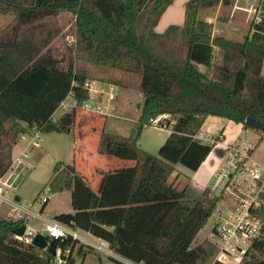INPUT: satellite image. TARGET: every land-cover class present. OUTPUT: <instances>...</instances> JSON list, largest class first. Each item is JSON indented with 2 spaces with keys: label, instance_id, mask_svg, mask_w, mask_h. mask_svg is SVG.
I'll return each instance as SVG.
<instances>
[{
  "label": "trees",
  "instance_id": "1",
  "mask_svg": "<svg viewBox=\"0 0 264 264\" xmlns=\"http://www.w3.org/2000/svg\"><path fill=\"white\" fill-rule=\"evenodd\" d=\"M171 1L32 0L26 5L0 0L1 9L14 11L0 31V175L11 163L18 134L28 126L43 132L71 130L77 111L89 98L86 80L138 90L143 100L131 132L101 130L96 143L98 154L134 162L121 209L109 206L73 164L62 160L53 163L40 191L69 189L74 226L105 240L110 249L135 263L197 264L213 256L210 264H226L215 259L216 246L207 239L192 244L221 198L207 188L196 195L187 185L168 183V178L176 163L197 169L220 139L222 129L211 141L195 138L208 115L243 126L251 116L264 127V0L258 2L260 20L250 19L241 40L212 35L211 23L197 17L200 9L229 0H187V47L180 71L127 34L141 11H147L149 27ZM65 13L75 16V40L59 51L52 43L67 24ZM213 46L221 49V61L206 75L192 62L210 64ZM67 96L75 106L52 119ZM165 114L171 119L160 123L169 134L153 154L140 147V134L151 118ZM250 129L264 138V132ZM258 201L249 211L263 222L262 233L251 241L240 264H264V190ZM25 221L24 216H0V264L73 263L75 237L54 239L63 259L57 263L52 250L15 236L14 230Z\"/></svg>",
  "mask_w": 264,
  "mask_h": 264
},
{
  "label": "crops",
  "instance_id": "2",
  "mask_svg": "<svg viewBox=\"0 0 264 264\" xmlns=\"http://www.w3.org/2000/svg\"><path fill=\"white\" fill-rule=\"evenodd\" d=\"M14 2H20L21 0H11ZM187 0H172L163 11L160 13L155 23L148 27V33L153 39L157 41L158 45L162 46L164 43H173L177 45L180 40L181 33H184L183 26L185 23V5ZM230 3L223 4L218 2L213 7L202 8L198 11L197 17L205 20L212 25V35H222L226 38L231 39L229 36L230 31L234 29L229 22L232 19H240L242 20L243 16L246 19L247 26L245 31L242 33L246 34L249 30V21L252 18V13L247 12L243 9H239L233 7L234 0H229ZM259 0H241L237 3V5L247 8L249 5L256 6L259 3ZM26 5H30L32 0L28 3L20 2ZM1 10V7H0ZM11 10V9H10ZM70 14V13H69ZM199 15V16H198ZM73 18L70 22L74 21L75 16L72 15ZM69 22V23H70ZM224 26L222 27L221 25ZM68 25V23H67ZM226 26V27H225ZM243 35H241L243 37ZM74 36V34H73ZM75 40V36H74ZM73 40V42H74ZM233 40V39H232ZM70 44V42H67ZM176 50H173L172 53L167 55V58H172L175 54ZM221 61V49L217 46H213L212 48V58L211 62L208 65H205V68H202L200 63L192 62V64L201 72H204L206 75H210L212 71V67L214 64H218ZM262 72H264V63L262 65ZM93 83V87L97 89L96 92L90 93L88 98V102L92 107H99L100 111L93 109L82 108L79 109L76 113L75 121L73 127L69 131L71 137H67L66 144L69 146L70 153L68 156L61 157L56 151V148L52 147V142L48 140L47 136L41 137L42 131L39 133L38 140L34 145H28L27 142L17 140L16 143L12 146L11 153L12 157L16 156L20 152L25 151L26 156H22V165L18 166L16 171L18 172V182L14 183V188L12 189L14 200L25 208L28 213L25 216V228L32 229L36 232L43 233L47 235L44 231L45 224L50 221H56L61 224L68 231L75 232L77 234V242L74 245L71 251V257L73 258L72 264L74 263L73 251L77 249L78 252H82V258H84L86 251H96L99 253H103L105 255H111L118 253L114 252L110 249L107 242L99 237L92 235L91 233L84 231L80 228H77L73 224V214L74 207L72 205V193L69 189H64L59 192L48 194V199L44 202V204L36 210L33 211L29 208L27 202L23 204V194L21 192L22 188L25 187V178L27 175H32V170L37 167L40 163H42V157L44 156V146L49 149L48 157L50 158V169L54 163V160H62L66 163H71L74 166L75 171L78 174L84 176L88 184L98 193L100 194L106 203L113 207L116 210H120L124 204L125 195L129 186L130 177L133 169L134 162L128 159H117L115 160L110 155H101L96 152V143L101 130H106L109 132L117 133V134H125L121 131H115L114 129H106V119L108 117L112 118H126L125 112L127 109V102L120 101L121 89H129L125 87H119L113 84L103 83L100 81H91ZM111 94V97H110ZM139 95V94H138ZM133 99H137V106L133 110V115L129 120L131 124L128 127L129 134L133 128V124L136 121V118L139 114L138 103H141V99L139 96L132 97ZM123 103H126L123 105ZM58 108V107H57ZM64 110L62 109L59 114H55L59 116ZM55 112V111H54ZM122 113V114H121ZM98 118H96V117ZM207 119H211L214 123L208 124L205 131L202 130L203 125L205 124ZM220 124L222 126H220ZM211 126H216L215 131H211ZM153 127L154 126H144V128ZM157 127V126H155ZM163 134L157 135L155 138L154 149L152 152H156L159 145L165 140L167 135L169 134V128L165 126ZM143 129L141 132H143ZM222 129V133L220 135V139L215 143L212 147L211 151L208 153L206 158L200 163L197 169L192 170L188 167L176 163L175 169L171 173L168 178V183H172L177 185L179 188L187 185L188 189L196 194L200 195L203 189L210 187L212 183V176L214 172H219V167H221L223 158H224V148L225 145L231 143L238 139V137L242 136L247 137L245 133L250 128H245L242 124L236 123L232 120H229L224 117L216 116V115H208L200 129L198 130L195 138L200 141H206L209 139V135L212 136L216 134L218 131ZM254 131V130H253ZM50 132V131H49ZM48 132V133H49ZM121 132V133H120ZM141 135V134H140ZM250 135V134H249ZM140 139V138H139ZM264 141V138L259 139V135L252 136L251 144H255L252 148L251 153L247 157L245 167L247 170L245 175L248 179L253 180L257 179L258 183H262L264 187V157L259 154L258 148L260 143ZM141 147V146H140ZM149 151L150 149H145ZM155 150V151H154ZM72 151V152H71ZM151 152V151H149ZM63 154V153H62ZM117 158V157H116ZM249 160V162H248ZM114 161V163H113ZM44 162V161H43ZM249 163V164H248ZM244 168V169H245ZM215 170V171H214ZM245 170H242L243 172ZM44 175L43 171L35 177L32 178L34 182V188L43 187L45 182L50 176ZM217 175V174H216ZM244 175V176H245ZM235 176V175H234ZM235 180L236 178H234ZM43 182V184H42ZM25 183V184H24ZM24 184V185H23ZM40 184H42L40 186ZM227 189L229 186L226 187ZM40 190V189H39ZM38 194V193H37ZM35 198H37V195ZM30 198V197H24ZM34 198V199H35ZM33 200V199H32ZM2 203L11 208V205L5 202L0 201V208H2ZM217 208V205H216ZM232 208L233 211H230L231 214L235 213L234 206L229 207ZM30 214L31 216H28ZM9 215V214H8ZM0 213V216H8ZM30 217V218H29ZM32 218H38L43 222V226L40 228H33L28 224L29 220ZM212 225L214 222H217L222 218L219 208L212 213ZM16 235V234H15ZM104 243L108 248V252L97 249L95 246ZM79 246L81 247L79 249ZM55 254V253H54ZM121 256V255H119ZM111 257V256H110ZM122 258H125L121 256ZM82 258L78 264H82ZM114 259V257H111ZM209 259V258H208ZM131 261V260H130ZM206 261V260H205ZM133 262V261H132ZM204 262V261H203ZM138 264V263H136Z\"/></svg>",
  "mask_w": 264,
  "mask_h": 264
},
{
  "label": "rangeland",
  "instance_id": "3",
  "mask_svg": "<svg viewBox=\"0 0 264 264\" xmlns=\"http://www.w3.org/2000/svg\"><path fill=\"white\" fill-rule=\"evenodd\" d=\"M22 2L28 3L30 0H21ZM20 1V2H21ZM64 14V13H63ZM14 16V11L13 10H7V9H1L0 10V31L4 30L8 23L12 20ZM65 16L68 18L67 23L63 28L61 33H59L53 40V45L57 46V49L60 51L61 49H64L65 46L67 45V42L72 43L74 40L73 36V22H70L71 19L73 18L72 15L65 13ZM199 16V15H198ZM147 17L148 13L147 11H141L137 18L136 21L128 28L127 34L132 37L135 40H140L142 41L145 46L152 51L155 55L160 57L162 60H164L167 64H169L171 67H173L175 70L180 71L183 67V63L185 60V52H186V47H187V37L185 32L180 34V37L182 38L180 42L177 45H174L173 43H164L163 47L158 45L156 39L154 40L153 37L150 36V34L147 32L148 27H147ZM70 22V23H69ZM229 24L234 27L233 30L230 31V38L233 40H241L243 35L242 33L245 31V28L247 26L246 19L242 18L240 19H232ZM221 25V24H220ZM222 27L224 26L223 24L221 25ZM226 27V26H225ZM63 32H66L65 35H62ZM173 50L175 51V54L173 55L172 58L168 57L170 53H172ZM167 54V55H166ZM202 68H205V65H201ZM204 73V72H203ZM139 94V95H138ZM139 96L140 101L142 102L143 100V95L140 91L135 90V89H121V95H120V101L127 102V106L125 115L127 120L123 117L120 119L118 118H112L108 117L106 119V129H114L115 131H121L122 133H125L124 135H127L128 133V127L131 124V121L129 118L132 117L133 115V110L137 106V99H133L132 97L134 96ZM126 103H123V105ZM62 110V108L58 107L55 110V114H59V112ZM122 114V113H121ZM96 117V116H95ZM97 118V117H96ZM98 119V118H97ZM171 117L169 115H163L162 116V122L169 121ZM214 123L211 119H207L205 124L202 127V130L205 131L208 124ZM164 126V125H162ZM220 126H222L220 124ZM216 126H211V131H215ZM164 127H147L143 129V132H141L139 143L141 148L143 149H150L151 153L156 154V152H152V149H154V144L155 143V138L157 135L163 134L164 132ZM42 131L41 137H44V142H45V137L47 136L48 140L50 143L52 142V147L56 148V151L59 155H63V157L68 156L70 153V149L68 148L69 146L66 144V139L67 137H71V134L69 132H60V131ZM120 132V133H121ZM220 131H218L216 134L210 136L209 135V141L213 140V138L219 134ZM222 133V132H221ZM220 133V135H221ZM247 137L240 136L238 139L235 141H232L231 143H228L225 145V148L229 146L230 144H233L234 142L238 143V147L240 148L241 151H243L246 148V154L249 156V150L254 147L255 144H251L250 141H252V136L257 135L258 133L256 131H253L252 129H248L246 132ZM250 134V135H249ZM219 135V136H220ZM259 135V134H258ZM154 136V137H153ZM196 136V135H195ZM212 138V139H211ZM244 138V142L243 141ZM206 140V141H208ZM205 142V141H203ZM227 149H224V154ZM229 150V147H228ZM155 151V150H154ZM44 156L42 157V163H40L37 167H35L32 172V175H27L25 178V187L22 188L21 192L23 194V204L27 202L29 205V208L33 211H36L39 207V200L42 196L47 194L45 191H40L41 187L34 188V182L32 181V178L34 179L40 173L43 171L44 175H49V169H50V158L48 157L47 152H49V149L44 146ZM72 152V151H71ZM259 154H261L264 157V141H262L259 145L258 151ZM63 153V154H62ZM14 157V156H13ZM12 153H11V159ZM115 160L119 159L114 156H111ZM59 160V159H58ZM121 160V159H119ZM44 161V162H43ZM56 160H54L55 162ZM246 161L245 160H240L238 164V169L235 171H232L228 175V179L224 182V188L221 190H212L210 187H207L209 194L211 195H217L221 199L217 202V208H219V212L221 216L224 218H228L230 215V211H233L232 208L229 207H237L238 209L235 211H238L243 208L245 204L248 202H255L256 200L259 199V192L261 190H264V187L262 183H258L257 179L251 181V179H248L245 175L246 172ZM241 162V163H240ZM249 162V160H248ZM114 163V161H113ZM249 164V163H248ZM221 165H225V157L223 158V162ZM222 167V166H221ZM219 167V170L221 169ZM245 168V169H244ZM218 170V171H219ZM242 170H245L241 172ZM215 171V170H214ZM218 172L215 171L214 175L212 176L211 180H214V177L216 176ZM234 173L233 176L236 178L235 180L231 181L233 179V176L231 177L230 174ZM245 175V176H244ZM19 177H17L15 182H18ZM24 183V184H25ZM23 184V185H24ZM43 184V182H42ZM40 184V186L42 185ZM225 186H229V188H225ZM40 189V190H39ZM40 191V195L35 198L36 194ZM11 194H13V191H11ZM24 197H30V198H24ZM35 198V199H34ZM33 199V200H32ZM214 211H216V209ZM11 209V208H10ZM9 207L2 203V208H0V213H3L4 215L9 214ZM234 213V212H233ZM22 215H26V213L22 212ZM24 216V217H25ZM28 216H31L28 214ZM231 217V216H230ZM30 218V217H29ZM212 214L208 218V221L206 224L199 230L197 233L195 239L193 240L192 244H196L202 240L205 239V234L206 232L210 229L212 226ZM29 225H31L33 228H40L43 226V222L38 219V218H32L28 222ZM209 241V240H208ZM214 244V243H213ZM216 246V245H215ZM217 249V247H216ZM217 252V250H216ZM114 257V259L119 260L125 264H136L135 262L130 261L127 258H122L119 255L116 254H111V255H105L103 253H99L96 251H86L84 258H82V252H78L77 249L73 251V257H74V263H79L80 258H82V264H115L114 259L111 257ZM213 260V256H211L209 259H207L204 262H198L197 264H210Z\"/></svg>",
  "mask_w": 264,
  "mask_h": 264
},
{
  "label": "built area",
  "instance_id": "4",
  "mask_svg": "<svg viewBox=\"0 0 264 264\" xmlns=\"http://www.w3.org/2000/svg\"><path fill=\"white\" fill-rule=\"evenodd\" d=\"M241 0H234L233 7L243 9L247 12L252 13V18L256 21L260 20L261 10L256 6L249 5L247 8L237 5ZM83 86L88 90L89 96L90 93L96 92L97 89L93 87V83L91 81L86 80ZM111 97V94H110ZM73 106H75V101L70 96L65 97L58 105V107L63 110H69ZM82 108L93 109L101 112L99 107H92L88 98L81 104ZM163 115H159L155 118H151L147 126H162L163 123H160ZM57 116L52 115V119H55ZM40 130H38L34 126H28L26 131L18 134L17 140L27 142L28 145L36 144L39 137ZM244 138L243 141L244 142ZM229 147V150H228ZM225 151V165L221 167L217 175L214 177V180L210 184V189L221 190L224 188V182L228 179V175L230 172L238 169V164L240 160H244L248 157L246 154V148L241 151L238 147V143L234 142L227 146ZM22 156H26V152H20L16 156L11 159V163L7 170L0 175V201L5 202L11 205V209L9 211V216L13 218H19L25 215H22V212L28 213V211L19 205L14 200V195L11 194L12 189L14 188V183L18 177V172L16 169L18 166L22 165ZM227 186H225L226 188ZM48 194L42 196L39 200V204L42 206L44 202L48 199ZM259 201L248 202L243 206L242 209L235 211V213L229 215L228 218L223 217L214 222V224L210 227V229L205 234V239L214 243L217 247V252L215 254V259L222 261L226 264H240L245 254L248 246L254 238H257L262 233L263 222L250 213L249 206H257ZM238 209V206L235 210ZM231 216V217H230ZM44 231L48 236L56 239L61 236H65L66 234H70L73 237H77L75 232L68 231L61 224L56 221H50L45 224ZM36 233V231L25 228L22 235H15L18 239L31 243L32 236ZM97 249L108 252V246L106 247L104 243L96 245ZM65 254H67V250H65ZM55 260L57 263L63 262V259L59 255V249H55Z\"/></svg>",
  "mask_w": 264,
  "mask_h": 264
},
{
  "label": "water",
  "instance_id": "5",
  "mask_svg": "<svg viewBox=\"0 0 264 264\" xmlns=\"http://www.w3.org/2000/svg\"><path fill=\"white\" fill-rule=\"evenodd\" d=\"M244 127L245 128H253L258 129L262 132H264V127L260 126L256 123L255 119L251 116H247L244 121ZM25 230V224H21L18 228L14 230V234L16 235H22V233ZM31 244L38 248H47L48 250H52V254L55 253V247H54V238H52L50 241H47L46 235L40 232H36L31 239Z\"/></svg>",
  "mask_w": 264,
  "mask_h": 264
}]
</instances>
